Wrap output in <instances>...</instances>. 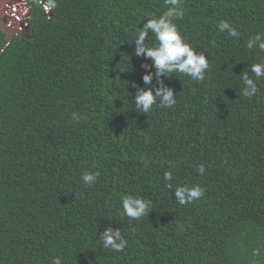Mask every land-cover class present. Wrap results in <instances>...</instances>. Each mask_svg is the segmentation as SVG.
Instances as JSON below:
<instances>
[{
    "label": "trees",
    "instance_id": "obj_1",
    "mask_svg": "<svg viewBox=\"0 0 264 264\" xmlns=\"http://www.w3.org/2000/svg\"><path fill=\"white\" fill-rule=\"evenodd\" d=\"M47 1L50 14L32 0L29 36L0 30V264H264V77L242 94L264 58L247 48L264 0H181L174 22L209 67L161 77L176 104L148 114L132 98L155 69L132 41L166 0ZM194 185L203 195L179 204L174 189ZM128 194L148 215L123 214ZM106 227L124 251L103 247Z\"/></svg>",
    "mask_w": 264,
    "mask_h": 264
},
{
    "label": "clouds",
    "instance_id": "obj_2",
    "mask_svg": "<svg viewBox=\"0 0 264 264\" xmlns=\"http://www.w3.org/2000/svg\"><path fill=\"white\" fill-rule=\"evenodd\" d=\"M47 3L49 4L48 1ZM166 3L168 5L167 10L158 17L153 16L151 19H147L146 23L140 27L136 38L132 41L135 44L134 54L137 57L143 56L146 60H151L150 65H143V67L155 69L154 73L146 71L142 77L144 84L147 85L153 84V75H155L154 86L136 88L135 95L132 98L135 110L146 114L152 110L153 105L171 108L176 104V94L173 88L165 86L161 77L170 78L173 76V73H182L190 76L194 81H202L209 67L205 52L197 51L187 42L182 37L178 25L174 22L183 16L181 0H166ZM218 28L220 31L227 30L228 34L232 37L239 36L237 29L228 22H219ZM150 34L154 36L156 41L152 46L146 43ZM254 47H258L260 51H264V34L257 33L248 40L247 48L253 49ZM250 70L254 74L255 80L246 73L242 77V94L249 98L255 96L258 91L256 81L264 77V58L253 63ZM72 118L79 120L81 117L78 113L74 112ZM197 171L200 174L204 173L205 168L203 164L198 167ZM98 176L99 171H85L81 179L86 185H91L96 181ZM164 179L170 181L172 173L165 172ZM168 187L172 188V185L169 184ZM202 195L203 189L199 185L191 187L178 186L174 189L175 199L181 205L185 203L190 204ZM121 205L124 215L137 220L144 215H148L151 209L150 201L131 194L121 197ZM100 240L104 248H110L116 252L124 251L127 245V240L122 236L119 228L106 227L103 235H100ZM52 264H61L60 258H55Z\"/></svg>",
    "mask_w": 264,
    "mask_h": 264
},
{
    "label": "built area",
    "instance_id": "obj_3",
    "mask_svg": "<svg viewBox=\"0 0 264 264\" xmlns=\"http://www.w3.org/2000/svg\"><path fill=\"white\" fill-rule=\"evenodd\" d=\"M4 0L0 4V30L5 32L9 41L10 37L17 34L29 36V10L25 7L26 0ZM6 2V3H5ZM47 13H50V5L46 0H39ZM7 41V42H8ZM7 44V43H6ZM5 44V45H6Z\"/></svg>",
    "mask_w": 264,
    "mask_h": 264
},
{
    "label": "flooded vegetation",
    "instance_id": "obj_4",
    "mask_svg": "<svg viewBox=\"0 0 264 264\" xmlns=\"http://www.w3.org/2000/svg\"><path fill=\"white\" fill-rule=\"evenodd\" d=\"M38 1V0H36ZM25 7L29 10V16L31 15L32 13V0H26L25 3H24Z\"/></svg>",
    "mask_w": 264,
    "mask_h": 264
},
{
    "label": "water",
    "instance_id": "obj_5",
    "mask_svg": "<svg viewBox=\"0 0 264 264\" xmlns=\"http://www.w3.org/2000/svg\"><path fill=\"white\" fill-rule=\"evenodd\" d=\"M4 0H0V4L3 2Z\"/></svg>",
    "mask_w": 264,
    "mask_h": 264
},
{
    "label": "rangeland",
    "instance_id": "obj_6",
    "mask_svg": "<svg viewBox=\"0 0 264 264\" xmlns=\"http://www.w3.org/2000/svg\"><path fill=\"white\" fill-rule=\"evenodd\" d=\"M6 2H9V0H8V1H6ZM6 2H5V3H6ZM2 4H3V2H2ZM3 5H4V4H3Z\"/></svg>",
    "mask_w": 264,
    "mask_h": 264
}]
</instances>
